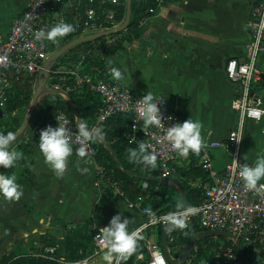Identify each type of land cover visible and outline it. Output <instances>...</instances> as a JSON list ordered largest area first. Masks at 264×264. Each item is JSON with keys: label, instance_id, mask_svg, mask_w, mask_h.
<instances>
[{"label": "crops", "instance_id": "obj_1", "mask_svg": "<svg viewBox=\"0 0 264 264\" xmlns=\"http://www.w3.org/2000/svg\"><path fill=\"white\" fill-rule=\"evenodd\" d=\"M26 1L0 0V39L6 36L13 19L22 12ZM258 1L165 0L157 4L153 14L150 13L140 22L136 34L129 33L124 38L121 49L106 55L104 65L109 70L113 67L127 69L125 78L121 81L133 92L139 95L147 92L162 95L167 109L176 112L180 123L189 118L198 120L202 124V140L224 141L237 125L238 116L231 104L239 93V87L226 78L224 67L229 60H245L249 42L248 21ZM65 13L71 12L68 10ZM82 35L84 34H79V37ZM61 41L62 39L57 43ZM56 47L57 45L54 46ZM257 71L258 80L253 85L252 92L260 101L263 115L258 122H245L240 153L244 162L250 166L254 165L258 154L264 152V53L258 58ZM59 72L61 71L56 70L53 74ZM107 78H112L111 72ZM75 80L77 88L79 81ZM51 86L50 80L45 83L44 88L51 92L43 95L59 94L71 105L67 90L57 89L56 93ZM92 97L98 109V97L95 94ZM115 123L116 121L113 122L116 126H107V131H114L113 128L117 127ZM95 124L96 116L88 128L95 127ZM120 126L121 122L118 124L119 129ZM97 128L104 129L101 125H97L95 129ZM95 143L99 153L100 143ZM18 144L11 151L18 152L20 159L14 167L3 168L0 174L14 175L24 194L16 202H8L0 197V259L18 246L23 249L27 247L31 252L30 247L52 249L53 246L44 247L42 242L59 238L57 244H60L65 230L73 228L77 223L84 226L85 231L101 230L118 213L130 219L131 231L142 222L140 211L128 209L127 200L130 197L125 194L122 182L114 177L113 169L108 170L109 175L120 181L124 193L117 196L121 199L105 197V193L111 192L95 187V164L102 165L97 158L98 154L94 158H80L75 152L77 148L73 146L67 170L63 177L58 178L45 163L39 150V141L31 144L29 153L18 150ZM101 146L110 153L109 145ZM211 154L216 170L223 169L230 161L229 150L217 147L212 149ZM117 165L120 167L119 161ZM187 165L183 162L176 164L174 173L168 178L161 179L157 175V181L163 186L155 188L162 194L158 195L161 201L167 200L166 197L173 193L178 195V201L182 200L181 177L184 176L181 175ZM84 168H88L89 172L83 173ZM195 178L201 176L190 179ZM190 184L188 180L190 189L198 193V202L189 205H197L202 193ZM133 186L144 190L148 184L144 180H136ZM93 196L95 203H91ZM168 205L167 201L159 209ZM172 209L174 208L170 210ZM156 229L157 227L148 229L147 240L158 243ZM167 231L165 229V233ZM169 247L167 245L165 254ZM62 254L64 253H61V257L64 256ZM99 257L95 262L98 263ZM246 257L250 258L245 256V259ZM176 259L177 257L174 260Z\"/></svg>", "mask_w": 264, "mask_h": 264}, {"label": "built area", "instance_id": "obj_2", "mask_svg": "<svg viewBox=\"0 0 264 264\" xmlns=\"http://www.w3.org/2000/svg\"><path fill=\"white\" fill-rule=\"evenodd\" d=\"M81 2L84 3L83 8L71 22L75 27L74 32L89 34L102 29V25L116 24V8L121 4V0H27L22 12L13 19L8 33L0 39L2 115L7 109L8 94L13 83L22 76H40L43 65L52 51H49L48 47L54 48L57 43L37 40L35 33L39 30L47 31L61 21L67 23L66 8L73 3L81 5ZM162 2L158 0L157 4ZM155 11V8L149 10L152 14ZM248 31L249 42L245 60L243 62L229 60L224 67L228 81L239 87L237 98L231 104L238 116L237 125L224 141L202 140L201 151L197 154L190 152L187 158L179 157L166 140L167 128L180 123V120L176 112L167 109L162 95L154 96L158 101L163 100L158 105L163 124L160 128L152 126L145 128L138 115L140 107L138 101L144 95L133 92L121 80L113 78L99 79L91 85L99 99L95 125H102L117 115L129 116L130 127L125 134V140L136 148L142 141L152 146L149 151L157 155L156 171L159 178H168L174 173L176 164L182 162L189 164L193 159L195 165L206 173L203 178L189 179L191 185L202 193L200 202L192 205L196 209V214L189 218V224L191 227L196 223L203 232L214 233L226 239L228 244L222 253L213 259V264H243L245 256H252L254 258L252 264H259L264 255V182H259V191H251L245 187L238 174L240 167L246 164L240 154L245 122L247 120L258 122L263 115L260 101L254 96L252 87L258 80V58L264 53V0H259L253 7L252 16L248 21ZM49 73L54 71L50 70ZM53 89L57 90L58 87L53 86ZM81 123H83L81 120L73 121L64 112H57L51 119L35 123L31 127L32 136L39 137L41 130L48 126L64 127L70 144L78 149L81 146L78 139V126ZM96 126L89 130H95ZM217 147L231 152L229 163L221 170L215 169L211 154L212 149ZM86 152V156L91 158L97 155L95 141L86 145ZM2 169L0 166V172ZM94 185L116 195H123L120 192V181L113 179L108 169L97 163ZM127 207L142 214V222L134 231L140 234L148 228H167L168 246L175 241L174 232L187 230H177L168 225L167 216L177 211L176 207L159 213L145 203L143 195L127 200ZM92 240L95 248L93 254L68 264H99L95 260L106 251L99 229L93 232ZM145 243L149 256L148 264H158L161 258L168 264L165 253L158 243L151 240H146Z\"/></svg>", "mask_w": 264, "mask_h": 264}, {"label": "trees", "instance_id": "obj_3", "mask_svg": "<svg viewBox=\"0 0 264 264\" xmlns=\"http://www.w3.org/2000/svg\"><path fill=\"white\" fill-rule=\"evenodd\" d=\"M162 1H165V0H162ZM157 2L158 0H142L138 2L135 0H131V16H130L129 24L126 29L132 30V33L136 34L138 25L140 24V22H142L146 17L150 15L149 10L155 8L157 6ZM83 4H84L83 2H81V5L78 3H73V5H69L66 8L65 12H67L68 10L71 12L69 14H66L67 23L72 22L73 17L82 10ZM125 14H126V0H121V4L118 5V7L116 8V21L120 22L121 20H123L125 18ZM101 28L110 29L111 27L109 25H102ZM117 34L110 35L108 37H103L97 40L112 38L116 36ZM77 37H79V33L73 32L69 34L68 36L64 37L65 38L64 42L67 43ZM91 42L95 43L97 41L94 40V41L83 42L81 43V46H84V47L87 45L90 46L89 44H92ZM121 48H122V42L117 43L112 48V50H110L109 52L106 51L105 53L114 54L117 50ZM54 49L55 48L48 47L49 51L50 50L53 51ZM60 58L61 57H59L56 62H58ZM56 62H54L51 65L50 67L51 70H55L54 68H56V64H57ZM102 66L104 65H101V68H100L101 72L104 71V68ZM68 68H71V65L68 66ZM95 71L96 70L93 69V73ZM108 75L106 74L105 78H107ZM105 78H100V79H105ZM75 79L76 77L74 75L68 77V80H66L67 81L66 83L63 81L59 82L57 80L51 79L52 85L53 84L55 85L56 82H58V83H63L62 85L64 89L66 86L69 87L70 90H68L66 93H67L68 99L71 102V105H69V103L66 102L59 94L44 95L40 101L39 109L36 115L34 116V119L32 120V124L30 128L35 123L44 122L48 119H51L57 112L66 113L68 117H70L73 121L76 120L77 118L81 120L85 125H87V127L91 125L97 113V104H95L93 97H92V94H95V92L90 91L89 89L84 90V88L82 87L83 84L75 88L76 87ZM39 80H40V76H27L26 75V76H22L18 81H15L11 89L9 90V94H8L9 98H8L7 107L10 104V102L13 103V100L15 97L18 98L20 97V95L24 94L26 89H28V87L30 86L28 82L36 81V86H37ZM24 83H25V90H24V87L21 88V86ZM54 90L56 93H58V90L56 89ZM13 91L15 92L14 94L12 93ZM12 94H13V97H11ZM114 121H116L115 124H117V127L116 128L112 127L114 131H107V126L109 127L110 125L116 126L113 124ZM120 122H121V126L119 129L118 124H120ZM22 123L23 121L21 120L17 121L15 126L10 128V129H13L11 132L15 133V131L20 128ZM101 126L104 127V129L102 130V132L104 133L103 140L107 143V145L111 147V150H112V153H109L100 144L99 146L100 151L99 153H97L98 154L97 158L99 159L101 164L104 165L108 170L113 169L114 177L119 179L122 182L125 193L129 194L130 197L132 196V189H134L133 182L136 180L146 181L148 186L143 191L145 203L151 206L152 208L157 209L159 213H164V212L169 211L171 209V205L166 206L164 209H159V207H161V205H164L167 201L165 199H162V201L156 199V196L160 195V193L155 188L163 187L162 184L159 183L156 179L158 175L157 174L158 172L156 171V169L145 170L141 165H138L135 163H129L128 161V158H127L128 150L136 148L128 144L127 141L125 140V134L128 133L129 127H130V117L126 115H117L107 120ZM37 141H39V137L37 136L29 137V135L26 133L22 137V139L18 140L15 144L19 143L17 147L18 150L23 151V153H29L30 152L29 148L31 147V144ZM13 145H11L10 147H12ZM115 160L119 161L120 167H118ZM139 170H141L140 171L141 173L139 172ZM182 174L183 175L181 176H184V177H181V184L183 187L182 200L187 205H189L197 201L198 193L195 190L190 189V187L188 186V180L194 176L204 177L206 173L199 166L195 165V160L193 159L192 162L186 166V170ZM109 198L112 199L113 197H109ZM114 198L113 200L121 199V197L119 196H116ZM165 229L167 228L157 227L156 229V241L158 242V244L161 246L162 249H163L162 245H163V238L165 235ZM68 230H65L64 234L62 235L63 236L62 238L64 240L65 252L66 253L69 252V255H66L64 257L60 256L59 260L61 261L75 260L76 259L75 254H76L77 248L80 249L82 247L87 246L88 244L91 245V248H93L92 246H94V243L92 240V234L94 231L88 230L87 232L89 234L87 235L76 232L73 236H70L69 233H67L69 232ZM186 231L188 232L187 235L184 234L185 231L179 232V233L174 232V233L176 236H178V240L179 239L184 240V242L186 243L194 236L196 237L197 234L203 232L201 229H199L196 223H193L190 229H187ZM148 237H149V233L146 234L145 237H143V239L138 241L137 251L129 258L128 261H126L127 264H131V259L137 253L143 254L145 258L144 261H140L139 264H147L149 256L146 251L145 239H147ZM58 239L57 238L50 239L49 245L53 247H57ZM210 241L211 240L210 239L208 240L207 237H203V238L199 237L197 239L195 243L196 249L193 250L192 252V255L195 254L194 259L191 260L192 264L194 263L195 260H196V263H199V264H213V259L217 255H220L225 245L228 244L226 239L225 241L219 240L218 244L215 245L216 247L211 248L209 244ZM85 248L83 249L86 250ZM263 258H264V255H263ZM250 260H251L250 258H247V257L246 259L244 258L243 264H247V261H250ZM0 264H59V263L53 262V261H43L41 259H33L31 257H26V256L16 257L15 255L5 253L0 259ZM168 264H180V263L179 262L172 263L168 261Z\"/></svg>", "mask_w": 264, "mask_h": 264}, {"label": "clouds", "instance_id": "obj_4", "mask_svg": "<svg viewBox=\"0 0 264 264\" xmlns=\"http://www.w3.org/2000/svg\"><path fill=\"white\" fill-rule=\"evenodd\" d=\"M75 31L73 24L61 21L47 31L39 30L35 33V38L40 41L58 42ZM113 79L119 81L125 78L127 69L113 67L110 69ZM163 100H157L151 92H147L138 102L140 104L138 115L143 121L144 127L150 126L160 128L162 123V113L158 105ZM202 124L198 120L187 119L182 123H176L167 128L166 140L171 144L172 149L179 157L187 158L189 153L197 154L203 147L201 137ZM81 146L75 150L76 155L84 158L87 155L86 145L89 142L103 140L104 133L101 129L89 130L87 125L81 123L78 126ZM16 140L13 132H0V166L4 169L14 167L20 159V154L10 151V145ZM151 145L140 142L138 148L128 150L129 163L141 165L145 170L156 169L157 155L149 151ZM39 150L42 153L45 163L54 174L61 178L68 167V158L73 155V146L70 144L68 134L64 127L48 126L41 130L39 135ZM83 173H88L89 169H82ZM239 177L245 187L251 191H259V182L264 180V152L258 154L254 165L244 164L239 169ZM23 189L16 183L14 175L0 174V197L8 202H16L23 196ZM177 211L167 216L168 225L177 230L190 229L189 218L196 214L193 206L187 205L183 200L176 203ZM130 219L123 217L121 213L114 215L107 226L100 230L102 241L106 251L103 260L107 264H121L137 251L138 241L143 239L138 231H129ZM188 234L187 231L184 232ZM158 264H165L161 258Z\"/></svg>", "mask_w": 264, "mask_h": 264}, {"label": "rangeland", "instance_id": "obj_5", "mask_svg": "<svg viewBox=\"0 0 264 264\" xmlns=\"http://www.w3.org/2000/svg\"><path fill=\"white\" fill-rule=\"evenodd\" d=\"M135 1L138 2V1H142V0H135ZM123 20H121L120 22H116V24L114 26H110V25L109 26L111 28L115 27V26L121 24L123 22ZM107 29L108 28L98 29L97 31L92 32V33L104 31ZM92 33L84 34V35H90ZM129 33H132V30L125 29L124 31L120 32L119 34H117L116 36H114L112 38H106L103 40L102 39L96 40L97 42H95V43L91 42L92 44H89L90 46L87 45V46L83 47L80 44L78 46L71 48L70 50L65 52V54H63L61 56L60 60L58 62H56L57 63L56 68H54L55 70H52V71L59 70L61 72L56 73V74L49 73V77H48L46 83L49 80L52 81L51 79L57 80L59 82L63 81L66 83L67 82L66 80H68V77L74 75L76 77L77 81H79L78 86H81L83 84L82 87L84 88V90L89 89L90 91L94 92L91 85H93L96 80H99L100 78H105V75L106 74L108 75L110 72L109 68H106V66L104 65L105 64L104 63L105 57L108 54V53L106 54L105 52L106 51L109 52L110 50H112V48L117 43L122 42L124 40V38L129 35ZM84 35H82V36H84ZM64 39L65 38H62V41L56 44L57 47L53 51H51V54L54 53L56 50H58L61 47V45L65 43ZM75 63H77V64H75ZM70 65H71V68H68V66H70ZM101 65H104L102 67L104 68L105 72L104 71L101 72V69H100ZM93 69L96 70L94 72L95 74L93 73ZM64 71H66L67 73H65ZM63 77H65V78H63ZM28 83L30 85L28 87V89H26L24 94L20 95V97H18V98L15 97L13 100V103L10 102V104L8 105L4 115H2V113L0 112V132H3L5 134L8 132H11L13 129H10V128L14 127L17 121L21 120L24 122L26 115H27V112H28V109L30 107L31 101L33 99L34 93H35L36 88H37L36 81H30ZM56 84L57 85L59 84L57 86L58 89L67 90V91L69 90L68 86H66L65 89L63 88V85H62L63 83L56 82ZM53 86H54V84L51 87L53 88ZM22 87H24V90H25V83L21 86V88ZM24 90H22V91H24ZM43 90H45L44 87H43ZM43 90H42V94H40L37 98L36 106H35L34 113H33L34 115L31 119V122H29V126L25 130L24 134L22 136H20V138L18 140L22 139V137L26 133L29 135V137L32 136V130L30 128V126L32 124V120L34 119V116L36 115V113L39 109L40 101H41L42 97L44 96L43 93H49V92H45ZM12 93L14 94L15 92L13 91ZM13 94L11 97H13ZM18 130L19 129H17L15 131V133ZM190 186H192V185L190 184ZM143 191L144 190H141V188L134 186V189H132V196L130 197L129 194H127V196H129L130 199H134L137 195H143ZM120 192L124 193V190L121 188ZM107 193L104 194L105 197H113L114 198L117 196L115 193H110V192H109L110 194H107ZM160 195H162V194H160ZM156 199L160 200L158 196H156ZM166 199H167L166 201H168V203L171 205V208H175L179 197L177 194L173 193L171 196L170 195L167 196ZM77 225H78V223H77ZM77 225L75 224L73 228L72 227L69 228L70 230H68L69 232H67V233H69L70 236H73L76 232L84 234V235L89 234L87 231H85L84 226H81L80 224L78 226ZM148 229L151 230V228H148ZM148 229L141 232L140 235L145 237V235L148 234ZM196 237L197 238L194 241L192 247L188 249L186 247L187 242L185 243L184 240H180V239L178 240V236H176L174 243L172 245H169L170 247H169V249H167L168 253L165 254V256H167L166 259L173 260L177 257V259H181L183 261V262H181L182 264H192L191 260H193L195 257V254L192 255V252H193V250L196 249L195 243L199 237L200 238L207 237L208 240L210 239L211 241L209 242V244H210L211 248L216 247L215 245L218 244L219 240L225 241V238H221L222 236L215 235L213 233H208V232H201V233L197 234ZM146 240L147 239H145V241ZM42 245L44 247H46V245H49V242H44V243L42 242ZM85 247H82L80 249L77 248V251L75 254L76 259L75 260H67V261L59 260L61 253H64V254H62L64 256L69 255V252L68 253L65 252L64 240L60 244H57V247H53L52 248L53 250H50L48 248H41L40 249L38 247H33V248L30 247L32 249V252H31V251H29V248L27 249V247L25 249H23L22 247L18 246V248H15L14 251L9 252V254L15 255L16 257L26 256V257H31L33 259H41L43 261H53V262H57L59 264H68V263H72L76 260L89 257L93 254L94 249H95L94 246H92L93 248H91V245L88 244ZM83 248H85L86 250H84ZM140 255H142V257H139ZM144 259L145 258H144L143 254L137 253L131 259V264H139L140 261H144ZM250 259L251 260L248 261V263L252 264L254 258L251 256ZM98 263L99 264H107V262L103 260V256H100L98 258ZM121 263L127 264L126 262H121ZM147 264H148V262H147ZM193 264H199V263H196V260H195ZM259 264H263V260H261Z\"/></svg>", "mask_w": 264, "mask_h": 264}, {"label": "water", "instance_id": "obj_6", "mask_svg": "<svg viewBox=\"0 0 264 264\" xmlns=\"http://www.w3.org/2000/svg\"><path fill=\"white\" fill-rule=\"evenodd\" d=\"M130 16H131V0H126V14H125V18L123 20V22L115 27H112L110 29L104 30V31H99L96 33H92L90 35H84L81 37H77L67 43H65L64 45H62L58 50H56L54 53H52L51 55L48 56V58L46 59L44 65H43V70L41 71L40 74V80L38 82L36 91L34 93L33 99L31 101L30 107L28 109L26 118L24 120V122L22 123V125L20 126L19 130L15 133L16 135V140H18L20 138V136H22L25 132V130L27 129V127L29 126V122H31V119L33 117V113H34V109L36 106V101L37 98L40 94H42V90L43 87L45 86V83L49 77V71H50V67L51 65L56 62L58 60L59 57H61L65 52H67L68 50H70L71 48L75 47L76 45H79L83 42H88V41H94L103 37H108L110 35H114L117 33H120L122 31H124L130 21ZM47 90V91H46ZM45 92H51V90L49 89H45L43 90ZM55 91V90H54ZM44 94V93H43ZM77 121H79V119H76ZM15 140V141H16ZM100 144L102 145H107V143L104 140H97ZM108 150L110 151V153H112V150L110 147H108ZM116 164H118V161H115ZM179 186H181L180 183H178ZM93 194V193H92ZM91 203H95V196H93V199L91 200ZM167 233H165L164 238H163V251H166L167 248ZM214 234V233H213ZM197 237H193L191 238L188 242L186 247L189 249L192 247L194 241L196 240ZM167 258V256H166ZM168 261L172 262V263H176L179 262L181 264V262H183L181 259L178 260H171V259H167Z\"/></svg>", "mask_w": 264, "mask_h": 264}]
</instances>
